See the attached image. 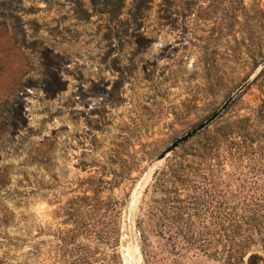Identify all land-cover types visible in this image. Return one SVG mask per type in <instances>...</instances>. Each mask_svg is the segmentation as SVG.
<instances>
[{
    "label": "rangeland",
    "instance_id": "374dc122",
    "mask_svg": "<svg viewBox=\"0 0 264 264\" xmlns=\"http://www.w3.org/2000/svg\"><path fill=\"white\" fill-rule=\"evenodd\" d=\"M79 2L0 0V128H13L0 139L4 264H62L57 230L99 181L124 203L118 264H144L135 224L157 158L243 85L244 103L259 95L246 87L264 68V0H156L136 15L124 0L119 17L115 0Z\"/></svg>",
    "mask_w": 264,
    "mask_h": 264
},
{
    "label": "trees",
    "instance_id": "16d2710c",
    "mask_svg": "<svg viewBox=\"0 0 264 264\" xmlns=\"http://www.w3.org/2000/svg\"><path fill=\"white\" fill-rule=\"evenodd\" d=\"M155 1L132 0L130 12L136 15L148 10ZM168 1L162 0L160 6ZM89 2L100 5V0ZM124 6V0H115L110 13L119 17ZM231 11L247 14L243 5ZM237 19L233 13L223 23L224 28L233 31L239 24ZM262 72L264 68L246 87L259 90L254 104L244 103L240 93L214 122L181 144L154 172L135 224L144 264H178L190 255L221 264H264ZM12 131V127L0 128V139ZM7 183L0 176V185ZM102 184L99 181L97 187L90 188L93 197L82 196L77 207L67 208V222L72 227L63 231L64 235L62 229L57 230L58 262L118 264L124 203L113 194L103 199ZM59 211L62 213V207ZM6 225L0 221V226ZM12 243L8 239L3 244L20 247ZM102 245L108 253L100 251Z\"/></svg>",
    "mask_w": 264,
    "mask_h": 264
},
{
    "label": "water",
    "instance_id": "95a60500",
    "mask_svg": "<svg viewBox=\"0 0 264 264\" xmlns=\"http://www.w3.org/2000/svg\"><path fill=\"white\" fill-rule=\"evenodd\" d=\"M246 86L243 85L234 95L230 96L225 103L216 111L214 112L208 119H206L201 124L194 127L191 131L187 132L185 135L181 136L180 138L176 139L173 143H171L160 156L157 158V161H165L168 156H170L174 150H176L181 144L186 142L187 140L194 137L197 133L204 130L208 127L212 122H214L229 106V104L234 100V98L240 93V91ZM132 203V201H131ZM132 248H129V250Z\"/></svg>",
    "mask_w": 264,
    "mask_h": 264
}]
</instances>
